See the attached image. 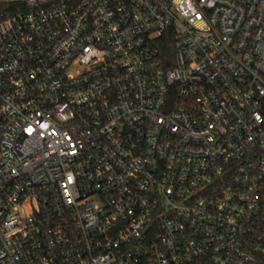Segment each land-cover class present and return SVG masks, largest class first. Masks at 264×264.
Here are the masks:
<instances>
[{"label": "built area", "instance_id": "obj_1", "mask_svg": "<svg viewBox=\"0 0 264 264\" xmlns=\"http://www.w3.org/2000/svg\"><path fill=\"white\" fill-rule=\"evenodd\" d=\"M0 264H264V0H0Z\"/></svg>", "mask_w": 264, "mask_h": 264}]
</instances>
